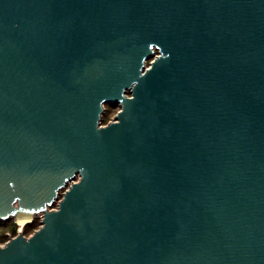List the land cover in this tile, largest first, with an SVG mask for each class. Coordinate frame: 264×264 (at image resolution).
Listing matches in <instances>:
<instances>
[{
	"label": "water",
	"instance_id": "obj_1",
	"mask_svg": "<svg viewBox=\"0 0 264 264\" xmlns=\"http://www.w3.org/2000/svg\"><path fill=\"white\" fill-rule=\"evenodd\" d=\"M36 217L0 264H264V0H0V221Z\"/></svg>",
	"mask_w": 264,
	"mask_h": 264
},
{
	"label": "rangeland",
	"instance_id": "obj_2",
	"mask_svg": "<svg viewBox=\"0 0 264 264\" xmlns=\"http://www.w3.org/2000/svg\"><path fill=\"white\" fill-rule=\"evenodd\" d=\"M118 109H119L118 107L111 108L106 115V121L111 119L115 115ZM35 220L40 221V217L35 218ZM13 226H14V221L8 222L7 226L0 224V235H4V239L0 240L1 245L5 244L8 241L9 237H11V235L13 234L12 233ZM16 226H17L16 231L18 232L19 224ZM34 230L35 229L30 230L29 233L27 234L30 235L31 233H33Z\"/></svg>",
	"mask_w": 264,
	"mask_h": 264
},
{
	"label": "trees",
	"instance_id": "obj_3",
	"mask_svg": "<svg viewBox=\"0 0 264 264\" xmlns=\"http://www.w3.org/2000/svg\"><path fill=\"white\" fill-rule=\"evenodd\" d=\"M11 221H13V220H11ZM8 222H10V221H0V224H2V225H5V226H7L8 225ZM17 224H15L14 223V226H13V228H12V233L13 234H16V228H17V226H16ZM40 226V221H37V220H35L32 224H27L26 226H25V232L26 233H29V231L30 230H32V229H36V228H38ZM6 238V237H5ZM4 239V235H0V240H3Z\"/></svg>",
	"mask_w": 264,
	"mask_h": 264
},
{
	"label": "flooded vegetation",
	"instance_id": "obj_4",
	"mask_svg": "<svg viewBox=\"0 0 264 264\" xmlns=\"http://www.w3.org/2000/svg\"><path fill=\"white\" fill-rule=\"evenodd\" d=\"M114 107H118L119 109H120V106L119 105H117V106H110V105H107L106 106V110H105V113H104V115H103V123L104 124H106V123H108V122H110V121H112L113 119H114V117H115V115L117 114V112L119 111V109L117 110V112L115 113V115L111 118V119H109L108 121H106V115H107V113H108V111L111 109V108H114ZM37 218V217H36ZM35 221V219L33 220V222ZM32 222V223H33ZM15 223V222H14ZM32 223H30V224H32ZM16 224V223H15ZM26 226V225H25ZM25 226H23V229H22V231L21 232H23L25 235H28L26 232H25ZM18 234V232H16V234H12L11 235V237H14V236H16ZM8 235V234H7ZM11 237H9V239L11 238ZM8 239V240H9Z\"/></svg>",
	"mask_w": 264,
	"mask_h": 264
},
{
	"label": "bare ground",
	"instance_id": "obj_5",
	"mask_svg": "<svg viewBox=\"0 0 264 264\" xmlns=\"http://www.w3.org/2000/svg\"><path fill=\"white\" fill-rule=\"evenodd\" d=\"M24 223H25V220H20L19 221V226L22 227Z\"/></svg>",
	"mask_w": 264,
	"mask_h": 264
},
{
	"label": "built area",
	"instance_id": "obj_6",
	"mask_svg": "<svg viewBox=\"0 0 264 264\" xmlns=\"http://www.w3.org/2000/svg\"><path fill=\"white\" fill-rule=\"evenodd\" d=\"M18 225V224H17ZM22 229H23V226L22 227H18V233H20L21 231H22Z\"/></svg>",
	"mask_w": 264,
	"mask_h": 264
}]
</instances>
